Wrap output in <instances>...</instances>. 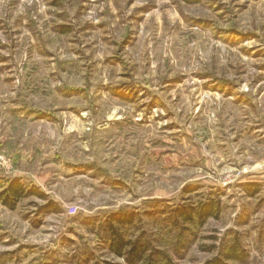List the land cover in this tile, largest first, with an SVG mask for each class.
<instances>
[{
    "label": "rangeland",
    "instance_id": "1",
    "mask_svg": "<svg viewBox=\"0 0 264 264\" xmlns=\"http://www.w3.org/2000/svg\"><path fill=\"white\" fill-rule=\"evenodd\" d=\"M116 232L264 264V0H0V264H127Z\"/></svg>",
    "mask_w": 264,
    "mask_h": 264
},
{
    "label": "trees",
    "instance_id": "2",
    "mask_svg": "<svg viewBox=\"0 0 264 264\" xmlns=\"http://www.w3.org/2000/svg\"><path fill=\"white\" fill-rule=\"evenodd\" d=\"M26 190V188L21 185L20 182L16 180L12 181L8 188L2 194V200L5 206L10 209H15L18 203L28 196L37 195L41 196L35 191ZM199 216L202 217V220H206L214 216V208L212 205H206L199 212ZM126 218V219H124ZM133 217H120L119 222L122 224L132 223L134 220ZM188 221H191V216L188 217ZM115 239L112 243L111 250L115 252L119 257L125 258L127 264H158L156 259H154L153 252L150 255H147L148 248L146 244H143L141 241L137 240L134 243H127L124 241L120 233L114 235ZM126 248H129L128 251H125ZM166 262L164 264H172L168 257H163ZM245 257L242 255L240 250V245L236 241L231 243L226 250H224L219 258H215L207 264H228L229 261H239L243 260Z\"/></svg>",
    "mask_w": 264,
    "mask_h": 264
}]
</instances>
